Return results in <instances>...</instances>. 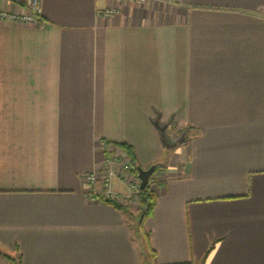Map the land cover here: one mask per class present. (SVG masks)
Returning <instances> with one entry per match:
<instances>
[{
	"label": "crops",
	"instance_id": "obj_1",
	"mask_svg": "<svg viewBox=\"0 0 264 264\" xmlns=\"http://www.w3.org/2000/svg\"><path fill=\"white\" fill-rule=\"evenodd\" d=\"M25 4L0 0V264H264V0L112 18L108 0H40L37 21ZM172 123L194 133L168 142ZM112 142L162 166L143 231L88 197Z\"/></svg>",
	"mask_w": 264,
	"mask_h": 264
},
{
	"label": "built area",
	"instance_id": "obj_2",
	"mask_svg": "<svg viewBox=\"0 0 264 264\" xmlns=\"http://www.w3.org/2000/svg\"><path fill=\"white\" fill-rule=\"evenodd\" d=\"M112 6L103 12L107 18H112L120 13L123 5L137 4L143 5L155 0H108ZM27 5L31 9V15L23 17L26 21H37L40 14V0H26ZM5 16V15H2ZM39 20V19H38ZM103 148H107L108 144L101 142ZM114 151V150H113ZM126 157V158H125ZM122 157L119 152H116L112 157H106L103 165L97 171H93L86 176V181L89 185L88 197L92 200H111L127 205L133 201L140 192V181L135 176L132 181H126L127 192L124 195L117 194L113 190V181L118 179L122 174H131V165L127 156Z\"/></svg>",
	"mask_w": 264,
	"mask_h": 264
},
{
	"label": "trees",
	"instance_id": "obj_3",
	"mask_svg": "<svg viewBox=\"0 0 264 264\" xmlns=\"http://www.w3.org/2000/svg\"><path fill=\"white\" fill-rule=\"evenodd\" d=\"M23 6L25 7L26 4ZM110 147H111L110 152L113 154H116V152H118V151H123L126 154L128 161H129L131 168H132L131 173H133L135 176H137V169L140 166L138 164V160H137V156H136V152H135L134 148L130 144H128L127 142H112V143H110ZM105 153H107V151ZM108 156H106V157H108ZM161 167H162L161 165H155V171H154L153 175L150 177L147 187L144 190H140V192H139L140 206L138 208V213L140 214L141 219H140L138 225H139L140 231H143L144 222L146 221V219H148L153 214V211H154V208L156 205L157 194L152 189V187H153V185L157 184V181H153V177L158 171L162 170ZM103 202L111 205L112 207H114L115 209H117L119 211L129 212V207H127V205H124L122 203H119L116 201H111V200H104ZM143 235L145 237L146 244L150 249L149 236L146 233H143ZM211 249L206 253L203 262H205V260L207 259L209 253L211 252ZM1 254L5 258L8 259L10 264H22L20 257L12 258L3 252H1ZM152 255H153V257L155 256L154 251H152Z\"/></svg>",
	"mask_w": 264,
	"mask_h": 264
},
{
	"label": "rangeland",
	"instance_id": "obj_4",
	"mask_svg": "<svg viewBox=\"0 0 264 264\" xmlns=\"http://www.w3.org/2000/svg\"><path fill=\"white\" fill-rule=\"evenodd\" d=\"M27 9L29 10V14L31 15V9L30 7L27 5L26 6ZM121 12V11H120ZM119 14V13H118ZM118 14H116L115 16H117ZM0 17H3V16H0ZM103 18H106L104 16H102ZM194 132L191 131L190 128L188 127H183L181 126L180 124L177 125L176 123H172L171 126L169 127V130L165 132V137L167 138L168 142H171L172 140L174 139H177L179 137L180 139V136H183L184 139H188L190 135H192ZM100 145H101V142H100ZM161 171H158L154 177H153V181H156L157 177L159 176V173ZM131 175L133 176V173H131ZM130 181H132V179H130ZM140 206V198H139V194L136 196L135 199H133V201L127 203V207H130V208H133V209H136L134 210L133 212L136 213L138 212V208ZM137 216V223H139L140 219H141V216L138 214L136 215ZM136 228V231L138 232L139 231V227L138 225L136 224L135 226ZM139 234V233H138ZM142 235V234H141Z\"/></svg>",
	"mask_w": 264,
	"mask_h": 264
},
{
	"label": "water",
	"instance_id": "obj_5",
	"mask_svg": "<svg viewBox=\"0 0 264 264\" xmlns=\"http://www.w3.org/2000/svg\"><path fill=\"white\" fill-rule=\"evenodd\" d=\"M154 171H155V165L150 166L147 169H143L141 167H138L137 177L140 181V184H139L140 190H144L147 187V185L149 183V179L153 175Z\"/></svg>",
	"mask_w": 264,
	"mask_h": 264
}]
</instances>
